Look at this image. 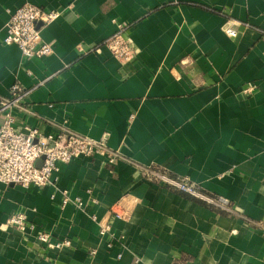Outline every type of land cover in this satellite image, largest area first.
<instances>
[{"label": "crops", "instance_id": "crops-1", "mask_svg": "<svg viewBox=\"0 0 264 264\" xmlns=\"http://www.w3.org/2000/svg\"><path fill=\"white\" fill-rule=\"evenodd\" d=\"M24 3L60 11L40 30L47 56L2 42L7 9ZM119 31L129 60L106 44ZM14 82L26 91L16 126L104 137L233 209L147 181L126 160L79 156L55 184L0 182V222L22 211L34 224L24 236L0 229V264H264V0H0V97ZM62 190L83 206H61ZM39 231L71 246L47 249Z\"/></svg>", "mask_w": 264, "mask_h": 264}, {"label": "built area", "instance_id": "built-area-1", "mask_svg": "<svg viewBox=\"0 0 264 264\" xmlns=\"http://www.w3.org/2000/svg\"><path fill=\"white\" fill-rule=\"evenodd\" d=\"M8 20L4 26L2 42L15 44L24 57H43L52 52V47L41 37L42 26L50 24L60 15V11L44 9L32 3H24L14 9H7ZM122 31V29L120 30ZM114 33L106 42L111 53L122 60L132 57V46L123 32ZM224 31L231 37H236L237 31L225 26ZM24 88L14 82L10 85L8 95L0 97V182L4 185L18 184L44 186L58 181L57 173L60 164L67 163L79 156H100L108 165L118 160L131 163L147 181L159 183L185 193L209 206L232 211V205L225 197L208 193L185 176H175L153 165H140L125 157L118 149L109 147L105 138L94 139L68 129H62L56 135L42 134L37 127L20 128L15 124L14 110H23L22 100ZM133 115L129 116L131 119ZM40 159V165L35 163ZM61 206L71 202L77 207L83 206L80 197H69L67 190H62ZM91 201L96 202L95 198ZM117 218L124 219L126 213H116ZM96 220L95 215H91ZM14 228L19 235L24 236L28 230H33L34 224L28 221L22 211L11 213L0 222V229ZM111 231V226L104 223L100 226L99 235L104 236ZM36 239L40 245L50 250L63 251L71 246L67 237H53L47 231H39ZM111 243H108L110 247ZM91 253H95L94 250Z\"/></svg>", "mask_w": 264, "mask_h": 264}, {"label": "water", "instance_id": "water-1", "mask_svg": "<svg viewBox=\"0 0 264 264\" xmlns=\"http://www.w3.org/2000/svg\"><path fill=\"white\" fill-rule=\"evenodd\" d=\"M40 163H41V162H40V159H39V160L36 161L35 165H36V166H39Z\"/></svg>", "mask_w": 264, "mask_h": 264}]
</instances>
